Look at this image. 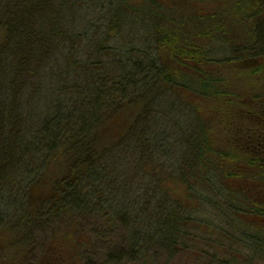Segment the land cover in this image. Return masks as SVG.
<instances>
[{
  "label": "trees",
  "instance_id": "obj_1",
  "mask_svg": "<svg viewBox=\"0 0 264 264\" xmlns=\"http://www.w3.org/2000/svg\"><path fill=\"white\" fill-rule=\"evenodd\" d=\"M98 1L108 7L97 16L96 25L86 26V30L66 24L71 0H0V182L7 180L5 174L11 173L13 166L24 168L17 172L18 181L23 176L33 180L40 175L42 164L45 167L52 158L61 161L50 187L58 197L35 215L28 211L27 200L28 208L26 204L17 219L20 223L12 230L32 241L34 229L63 227L47 247L46 242L40 246H45L44 252L53 247L58 255L45 264H71L75 246L84 242L82 221L87 216L95 221L96 230L104 233L113 228L107 224L121 223L128 235L127 262L141 259L144 264H155V256L165 260L180 251L209 253L213 248L205 245L212 240L211 232L224 233L217 222L214 225L205 218L209 199L226 198L220 211L234 217L238 214L233 205L238 197L236 181L253 183L250 214L264 218V146L256 138L264 128V87L255 86L264 75V0H244L237 9V24L253 26L248 33L240 32L237 24L229 26L230 17L220 14L225 12L209 10L204 17L182 8L180 13L177 7L164 9L155 0ZM201 1L213 4L223 0ZM80 2V6L88 4V0ZM196 22L202 26L194 32ZM88 34L93 52L84 58L79 51ZM203 40L220 46L221 58L200 42ZM57 52L66 54V68L74 64L77 70L59 73L57 84L53 82V88L45 90L38 85V76ZM113 56L123 58L125 68L109 74L110 62L104 57L114 60ZM253 58L256 63L236 68L239 80L254 81L246 97L221 88L223 82L216 72ZM211 62L217 65L215 72L206 66ZM188 74L191 81L185 76ZM43 93L46 110L51 111L37 128L28 130L17 103L31 105V99L38 96L39 100ZM169 96L184 107H173ZM159 98L166 101L155 110ZM181 100L191 101V107ZM214 113L224 122L226 149L214 145ZM154 115L160 122L175 115L186 125L180 132H171L174 135L163 134L161 145ZM175 145L180 147L176 171H167L159 166V160L168 152H178ZM119 148L130 150V163L135 158L131 164L139 184L135 191H142L144 203L134 208L124 199L120 202L109 196L115 191L111 187L112 154ZM27 154H32L31 161ZM33 159L39 160L36 169L30 167ZM222 164L234 169L221 171ZM218 172L222 181L234 184L208 197L206 189ZM215 181H220L219 177ZM194 202L196 206H190ZM4 219L0 217V226L9 224ZM76 229L81 237L76 239L78 245H73ZM200 238L206 240L203 246ZM8 263L14 262L0 257V264Z\"/></svg>",
  "mask_w": 264,
  "mask_h": 264
},
{
  "label": "rangeland",
  "instance_id": "obj_2",
  "mask_svg": "<svg viewBox=\"0 0 264 264\" xmlns=\"http://www.w3.org/2000/svg\"><path fill=\"white\" fill-rule=\"evenodd\" d=\"M92 1L94 2L98 0ZM92 1L88 0V4L80 6L82 5L80 0H71V5H73V7L68 4V6H70L69 9L66 10V24L68 26H73L76 28L84 27V29L86 30V26H95V23H97V16L101 14L103 9H106L108 5L104 4L101 6L99 1L98 3L92 4ZM103 1L105 2L106 0ZM155 1L161 4L164 9L170 10L173 7H177L179 13L181 12L180 8H182L183 12L193 11L195 14L196 12H198L204 17L208 15L207 12L209 10L211 12H225L220 14L230 17V20L227 21L228 25L229 23L233 25L237 24L236 19H238L240 16V14L237 13V9L244 2V0H223L221 3L212 4L210 2L202 3L201 0ZM200 26H202L201 23L196 22L194 24V32H196V30ZM238 26L240 27V32H244L242 29L247 31L245 33L253 31V26L250 25V23L245 24V27L244 25ZM221 31L223 33L229 34V31ZM231 31L233 30L231 29ZM88 38L89 34L86 38L87 40L85 39V42H83V44L81 45V50L79 51V54L84 58L93 52V46H90ZM200 42L205 47H207L210 52L212 50L217 51L216 55L218 57L221 58V56L224 54L223 51L220 50L221 47L213 43L212 40L211 42L208 41L207 43L205 42V40ZM147 43L150 44V41H148ZM138 45L140 44L138 43L136 46ZM144 45L150 51V47L146 44V42L144 43ZM65 55V53L57 52L54 57L49 59L48 64L45 65L44 69L38 76L39 86L45 88V90L53 88V82H56L57 84L59 73H68L72 70H77V67L74 64H70L66 68ZM134 57H137V54H135ZM224 57H228V55ZM104 60L111 63L110 64L108 62L110 66L109 64H107L109 70H112L108 72L109 74H111L113 71H122V69L125 68L122 66L124 65V63L122 62L124 60L123 58L120 59L118 57H114L113 60L112 58L109 59L108 57H104ZM141 60L144 61V57ZM115 62L118 63V65ZM256 62L257 59L255 58L250 60L246 59L240 60L238 64L230 63L222 67L219 72H216V74L220 76L223 82L221 88L233 90L238 95L246 97L249 90L252 88V86H254V81L239 80L236 68L238 66H244V63L252 64ZM206 66L210 69V71L214 70L213 72H215L217 65L214 64V62H211ZM53 76H56V78ZM185 76L187 77L188 81L192 80L189 74ZM255 82V86L258 85L260 87L259 89L262 90V88L264 87V75ZM44 93L40 94L39 100L38 96L32 98L31 100H33V103L31 105H26L25 103L20 105L17 103V105L20 107V114L25 120H27L26 129L28 130H31L32 128L34 129V127L37 128L51 111V109L46 110V102L44 100L46 94ZM169 97V101L173 102V107H184L180 103V101H177V98H175L174 96ZM165 101V99H160L155 105L157 106L155 110H158V107L162 108V105ZM188 101L184 100L182 102L191 107L192 102ZM200 108H203V106L200 105ZM184 110L190 113L189 109L184 108ZM153 117L154 127L155 123H157L156 130L157 132L159 130V134H161L160 137L159 135L157 136L158 142L161 145H163L165 141L162 137L163 134L170 133L172 135L173 133L171 132H180L181 128L185 127L186 125H184L185 122L183 119L180 122L177 121V116L175 115L174 117L170 118L166 117L162 122L158 121L157 119L159 118H157L155 115ZM208 121L209 120L207 119V122ZM211 121L213 124L215 122L212 133L214 145L216 146V148L226 149L225 147H227V143L225 142L224 137V122H222L218 115H215V113L212 116ZM176 123L180 125L176 126L175 128ZM129 145H132V143H129ZM173 148L178 152H168V155L166 157H161V159L159 160V166L161 167L162 165L163 168L167 171L175 172V164L178 160L180 147L178 145H175ZM129 151L130 150L121 151V148H119V150H115L112 154V160L113 162L115 160V164L112 168L111 187H113L115 191L111 190L113 192L110 191L109 196L111 195L114 200H118L120 202H122V200L124 199L126 204H129L133 207L136 205L140 206L144 203V200L142 199V191L140 193H137V191H135L137 187L139 188V184L133 176V171L131 169V164L135 163V158H132L130 163V160L128 158V153H130ZM25 156H27V160L30 159L31 161L32 154H27ZM32 161H34L35 163L30 165V167H34L36 169L39 164V160L33 159ZM60 165L61 161L59 159H50L45 167L44 164H42L40 175L36 174L35 176H37L38 178L35 177L33 180H30L29 178L23 176L21 180L18 181L20 179V176L17 172H22L24 168L22 170L19 167L15 166L11 168V173L5 174L7 180L5 182H0V217L5 216V219L3 221H8L9 224L7 225L6 223L0 226V257L8 260L11 263L14 262L13 264H45L47 263V261H54L55 256L57 255L55 248L48 247L49 250L47 252H44L43 250L45 249V246L42 248L40 246L44 242H46L47 247V243L50 242L49 239L55 235H58L57 229H63L61 225L50 226L47 228H43L42 230L34 229V231H32V241L24 240V234L21 232H17L16 230H12V227H15L20 223L17 222V219L21 218L20 216L25 210L24 208L26 204L28 208V204L30 203L31 209H29L28 211L35 215L38 210H41L45 206L44 204H47L49 202L50 199L58 197L55 192H51L50 187L56 178V174L53 172L56 166L59 167ZM219 168L221 171H231L234 169V167H232L231 165L225 164H222V166ZM218 169L216 170V172L218 171ZM218 177L220 181H215V179ZM130 179L131 182H129ZM212 180H214L213 185L210 184V187L206 189V191L208 192L206 195L208 197L213 196V192L218 193L222 190V188H225L226 185L232 186L234 184L233 182L231 184V182L229 181H222V175L219 172L216 177H212ZM33 181L36 182L31 185ZM236 182L237 184L234 185V189L238 191L235 192L238 197L234 201L233 205H236L238 214H235L234 217H232L227 211H220V207L224 206L227 201L226 198L222 197L210 198L209 208L208 210H205V212H207L206 214H208V216H205V218L211 220L214 225L215 222H217L222 228H224V233H219L220 235L215 231L211 232V241H206L202 238L199 239L201 246H203V241H206V243L208 242V245L205 246H209L213 249H211V251L206 254L201 253L202 250L199 249V255H197L195 252H193L192 254H187L180 251L177 256L171 258L169 257L165 260L163 259V256H161V258H157V256L154 255L155 264H208L207 261L210 264H264V218L261 216H252L250 214L252 207L251 202L255 196V186H253L252 182L248 181ZM14 199L20 200L15 201ZM27 200H29V203L27 202ZM190 204V206L192 207L196 206L195 202ZM132 207H128V210H132ZM198 215L199 214H197V216ZM15 219L16 221H14ZM82 222L85 229L84 242L82 245L80 243L79 245L76 244V239L78 237H81L79 231L76 229L74 233H72V244L78 246H75L74 253L71 254V264H144L141 259L127 262L130 261V254H128V235L127 231H124L121 223L118 220H116L115 226L112 223L107 224L108 227L113 226V228L106 233H104V231L96 230V223L95 221L90 220L89 216H87ZM67 228H69V226ZM104 228H106V225L104 226ZM136 228L138 229V227ZM71 229L73 228L71 227ZM197 229H199V227ZM199 231L202 230L199 229ZM79 254H82V256L80 255L79 257ZM150 254H148L149 257ZM120 255H124L120 257V260L122 261L115 259L116 256ZM123 258H125V260H123Z\"/></svg>",
  "mask_w": 264,
  "mask_h": 264
},
{
  "label": "flooded vegetation",
  "instance_id": "obj_3",
  "mask_svg": "<svg viewBox=\"0 0 264 264\" xmlns=\"http://www.w3.org/2000/svg\"><path fill=\"white\" fill-rule=\"evenodd\" d=\"M263 122H264V120H263ZM256 135H257V136H256L257 140L260 141L259 143H262V144H260V145L264 146V128L262 129V131H261L260 133H258V134H256ZM260 145H259V146H260ZM259 148H261V147H259Z\"/></svg>",
  "mask_w": 264,
  "mask_h": 264
}]
</instances>
